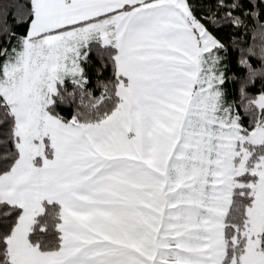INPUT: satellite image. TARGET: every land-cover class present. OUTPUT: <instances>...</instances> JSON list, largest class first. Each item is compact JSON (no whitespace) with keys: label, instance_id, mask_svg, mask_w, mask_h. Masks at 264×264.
Returning <instances> with one entry per match:
<instances>
[{"label":"snow or ice","instance_id":"1","mask_svg":"<svg viewBox=\"0 0 264 264\" xmlns=\"http://www.w3.org/2000/svg\"><path fill=\"white\" fill-rule=\"evenodd\" d=\"M0 264H264V0H0Z\"/></svg>","mask_w":264,"mask_h":264},{"label":"trees","instance_id":"2","mask_svg":"<svg viewBox=\"0 0 264 264\" xmlns=\"http://www.w3.org/2000/svg\"><path fill=\"white\" fill-rule=\"evenodd\" d=\"M18 30L21 31V32L24 31L23 28H20ZM220 35H221L222 39H224L225 42L228 41V36H229V32L228 31L221 32ZM231 60H232V64H233V67H234V65H235V53L231 54ZM228 87L231 90L233 86L231 84H229Z\"/></svg>","mask_w":264,"mask_h":264}]
</instances>
